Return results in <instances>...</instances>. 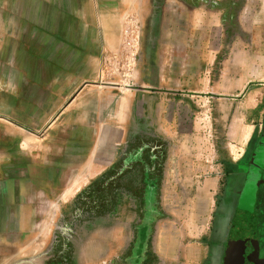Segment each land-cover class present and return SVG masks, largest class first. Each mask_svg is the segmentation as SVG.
<instances>
[{
	"label": "rangeland",
	"instance_id": "1",
	"mask_svg": "<svg viewBox=\"0 0 264 264\" xmlns=\"http://www.w3.org/2000/svg\"><path fill=\"white\" fill-rule=\"evenodd\" d=\"M8 1L12 6L7 9L0 0L4 7L0 6V37L8 35L11 45H17L22 31H26L31 57L28 65L34 67L37 58L56 66L55 49L49 45L48 54L40 56L41 43L50 44L58 33L71 49L73 45L65 37L80 35L75 18L71 22L73 16L69 21L68 16L62 19L68 27L56 28L59 22L53 15L63 0ZM75 1L67 0L69 10H75ZM91 1L93 10L84 22L89 34L97 39L96 74L90 84L111 86L112 91L94 92L110 100L89 104L88 109L97 115L111 113L113 118L121 113L128 121L59 124L54 108L42 123H36L33 117L32 123L25 125L28 135L36 139L30 147L39 148L42 143L53 155H4L0 159L14 165L10 174L15 168L21 175L28 165L33 169L28 171L33 180H48L51 236L47 264H110L121 255L125 223H130L136 213L134 203L119 194L110 201L107 187L102 185L90 188L103 173L83 179L86 186L75 188L66 197L70 190L67 186L82 173L64 172L61 179L53 170L54 149L60 143L57 134L63 133L64 150L69 153L64 156L65 165L72 164V150H83L82 143L78 146L79 139L91 141L93 137L98 144L102 139L125 134L129 139L144 136L169 141L175 155L166 206L171 216L156 224L155 247L161 255L159 264H195L201 253L198 237L207 225L219 175L213 160V141L226 136L229 120L241 110H248L250 118L256 119L263 106L264 71L259 77L252 73L259 71L258 67L264 70V59L258 53L261 44L255 43L264 36V0H250V5L249 0H142L128 3L121 13L106 11L111 0ZM106 36L117 37L122 43L114 48L104 43ZM64 56L72 65L70 52ZM252 98L255 106L245 108ZM81 108L74 109L77 112ZM73 110L66 111L72 115ZM3 118L0 122L7 126ZM40 163L46 167L45 172L34 171L32 165ZM61 190L63 194L59 195ZM39 206L43 209V202Z\"/></svg>",
	"mask_w": 264,
	"mask_h": 264
},
{
	"label": "crops",
	"instance_id": "2",
	"mask_svg": "<svg viewBox=\"0 0 264 264\" xmlns=\"http://www.w3.org/2000/svg\"><path fill=\"white\" fill-rule=\"evenodd\" d=\"M80 1L82 0L75 1L77 3L75 10H69L66 6L67 0H63L61 5L55 10V15H53L54 19L59 22L56 28L61 26L68 27L62 24L64 17L68 16L67 21H69L71 20L70 17L73 16L71 22L75 18L76 27H79L77 29L80 32L79 37H65L73 45L72 48L70 49L63 44L64 41L59 38L58 33L54 35L55 37H52L50 44L47 41L45 42L46 46L41 43L43 52H39L40 56L43 53L48 54L47 46L49 45L51 50L55 49L52 52L55 51L56 53V66H51L50 64L52 63L49 61L44 63L37 58L34 59V67L28 65L27 60L29 62L31 57L28 55L26 46V43H29L26 31H22L21 42L17 45H11L13 43L12 37L10 38L8 35L0 37V59L7 60L5 62L0 61V77H2L0 79V117H4L3 119L7 122V126L2 125L3 123L0 122V157L4 155L14 157L53 155V151L48 153L49 148L42 147V143H39V148L30 147V144L36 139L32 135H28L29 132H26L25 125L31 124L33 117L36 123H42L43 117L52 114L54 108L57 113L55 117L59 120V124L65 122L82 124L95 122L122 123L128 121L126 115L121 113L120 116L117 115L113 118L111 113L97 115L88 109L89 104L102 100L109 102L108 100H110L108 96L103 94L97 97L94 92H111L112 89L111 86L100 87V85L90 84L91 79L96 74L97 58L94 55L97 39L94 35L89 34L90 28H86L84 22L89 20L88 16L90 11L93 10L94 4H92L91 0H84L85 3L83 4H80ZM134 1L141 2L142 0H111L110 8H107L106 11L121 13L126 9L128 3H133ZM4 2L3 6L7 9L10 5L12 6L8 0H4ZM251 2L249 0V5ZM67 10L73 15H68ZM3 17L4 21H6L5 17H7V14L5 13V16L3 14ZM25 23L26 21H24ZM3 28L4 26H2ZM6 28L5 30H8ZM198 40L199 43H202L201 38ZM104 43L114 45V48H116L117 44L122 42L117 37L110 38L106 36ZM255 43L261 44L259 45L260 50H258V53L262 54L261 57L264 59V36H262L261 40L257 38ZM68 52L72 56V65L65 61L64 55ZM58 54L61 55L60 60L58 59L60 57ZM238 59H235V61L238 62ZM258 69L259 71L254 70L252 75L255 72L256 77L262 76L263 68L258 67ZM262 98V103H264V95ZM254 100L255 98H252L245 108L254 107L256 104ZM106 104L104 102V106ZM77 107L82 108L76 112L74 108ZM70 108L74 109L73 112L71 111L72 115H69V111H66ZM262 111L263 107H261L257 118L251 119V112L241 110L236 118L229 120L226 136L214 139L213 160L219 171L216 155L217 148H221L220 152L222 154L225 152L223 156L226 154L230 157H238L259 122ZM38 117L40 118L38 119ZM58 139L60 143H56L57 146L54 149L56 164L53 166V170L60 173L59 177L61 179L64 172L82 173L71 180L74 183L67 186V189L70 190L65 193L66 197L71 196L75 188L86 186L85 183L82 184L83 179L92 177L94 173L104 174L110 171L124 155L128 142L131 140L125 134L121 138L102 139L98 144H95V138L93 137L91 141L90 138H86V140L79 139L78 146L82 143L83 150H72L71 155L74 157L72 158V164L67 163L65 165L64 156L68 157L69 153L64 150L63 133L61 136L57 134L56 140L58 141ZM169 144V141L165 142L164 148L158 157L157 186L160 192L158 202L162 207V213L159 216L160 221L169 219L171 216V212L166 206L169 203L167 201L169 199L168 192L173 184L171 172H175V166L173 165L175 155ZM5 162L0 159V264H47L49 236H51L47 221L49 216L47 211L48 186L46 181L48 180L44 179L41 181L40 177L33 180L32 175L28 173L31 170L28 169V165H25L23 174L17 175L15 168L10 174V170H12L14 165H6ZM32 166H34V171H46V167L42 163ZM62 194L61 190L59 195ZM42 202L43 209L39 206ZM200 236L201 234L198 238ZM198 244L201 249L199 240ZM159 256L161 255L159 254ZM182 264L191 263L183 262Z\"/></svg>",
	"mask_w": 264,
	"mask_h": 264
},
{
	"label": "flooded vegetation",
	"instance_id": "3",
	"mask_svg": "<svg viewBox=\"0 0 264 264\" xmlns=\"http://www.w3.org/2000/svg\"><path fill=\"white\" fill-rule=\"evenodd\" d=\"M262 107L260 120L238 157L216 150L220 171L209 219L199 238L197 264H264V103ZM164 144L159 137L131 139L107 176L109 200L123 195L136 210L132 221L125 223L121 255L113 264L160 263L154 236L162 213L157 169Z\"/></svg>",
	"mask_w": 264,
	"mask_h": 264
},
{
	"label": "trees",
	"instance_id": "4",
	"mask_svg": "<svg viewBox=\"0 0 264 264\" xmlns=\"http://www.w3.org/2000/svg\"><path fill=\"white\" fill-rule=\"evenodd\" d=\"M109 173H110V171L105 172L104 174H102L98 180H96L92 185H90V188H93L94 186L96 187L98 185H102L104 187H107V192H108V190L110 188V183H109V186H108V184H107V179H108L107 176H108Z\"/></svg>",
	"mask_w": 264,
	"mask_h": 264
},
{
	"label": "bare ground",
	"instance_id": "5",
	"mask_svg": "<svg viewBox=\"0 0 264 264\" xmlns=\"http://www.w3.org/2000/svg\"><path fill=\"white\" fill-rule=\"evenodd\" d=\"M11 10V9H10Z\"/></svg>",
	"mask_w": 264,
	"mask_h": 264
}]
</instances>
